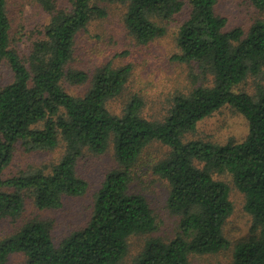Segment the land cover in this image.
I'll use <instances>...</instances> for the list:
<instances>
[{"label":"trees","instance_id":"16d2710c","mask_svg":"<svg viewBox=\"0 0 264 264\" xmlns=\"http://www.w3.org/2000/svg\"><path fill=\"white\" fill-rule=\"evenodd\" d=\"M105 2L126 5L125 25L139 43L163 35L161 22L183 8L181 0H70L68 8L57 7L56 0H41L50 20L22 58L11 46L6 0H0V64L6 62L13 72L11 82L0 84V220L21 214L25 193L39 209L59 208L63 196L83 194L87 182L77 174L76 162L84 152L102 153L112 140L118 165L106 173L84 227L55 243L52 222L31 219L0 239V264L13 252L25 255L23 264H118L131 235L156 228L146 198L129 190L132 167L152 142L169 148L152 170L169 184L167 206L180 215V231L167 242L146 239L132 264H191L190 255L229 248L223 225L233 206L228 185L214 178V172L231 174L244 193V209L255 231L234 244L228 264H264V86L258 84L252 95L235 90L247 75L262 71L264 21H256L247 34L240 27L224 30L226 19L215 12L217 0H187L189 11L176 33L179 53L173 57L195 63L212 77V84L175 95L163 120H148L135 94L120 115L106 107L122 92L128 65L98 68L83 96H73L61 85L63 79L78 83L87 78L84 71L67 66L75 36L92 18L107 15ZM251 2L264 8V0ZM223 105L246 118L248 134L242 141L185 139L200 120ZM17 143L28 151L63 143L64 151L50 166L5 177Z\"/></svg>","mask_w":264,"mask_h":264},{"label":"rangeland","instance_id":"374dc122","mask_svg":"<svg viewBox=\"0 0 264 264\" xmlns=\"http://www.w3.org/2000/svg\"><path fill=\"white\" fill-rule=\"evenodd\" d=\"M183 8L168 20L161 22L165 33L147 43H139L129 32L124 22L126 5L119 2H105L102 6L107 15L92 18L86 28L75 36L73 57L67 68L81 70L87 74L82 82L63 79L61 85L73 96H83L92 84L94 72L106 65L112 67L130 66V74L122 92L106 102L108 110L120 115L131 97L138 95L142 102L141 115L148 120L161 121L168 114L175 95L188 94L199 85H211L212 77L200 72L195 63L184 62L173 56L179 53L176 33L181 22L187 17V0ZM59 8H68L70 0H56ZM6 10L10 20L11 46L25 58L34 40L42 37V30L49 22L51 14L41 4V0H6ZM216 14L226 19L224 30L240 27L247 34L256 21H264V8L255 7L251 0H217ZM13 72L6 62L0 64V84L11 82ZM264 86V66L257 75L249 74L235 87L236 91L254 94L257 85ZM248 134L246 118L229 105L204 117L197 123L193 133L186 134L187 140L200 139L218 144L240 142ZM169 148L160 143H150L132 167L131 192L141 193L150 205L155 216L156 228L147 234L131 235L127 239L128 250L118 264H132L135 256L143 248L149 237L163 241L173 239L179 233L180 215L167 206L169 184L152 170V165L163 158ZM63 143L52 149L25 150L17 143L13 157L4 170V176L25 172L34 167L50 166L63 154ZM112 140L106 151L95 154L84 152L76 162V172L87 182L85 192L79 196H63L59 208L39 209L33 198L24 194V206L17 218L0 220V239L17 231L25 222L37 218L52 222V238L58 243L73 230L84 227L93 210L94 197L102 185L106 173L117 168ZM213 177L226 182L233 210L226 218L223 233L229 248L214 254L190 255L191 264H228L231 261L236 242L254 234L252 217L244 209L245 197L234 184L228 172H214ZM25 255L13 252L6 264H23Z\"/></svg>","mask_w":264,"mask_h":264}]
</instances>
